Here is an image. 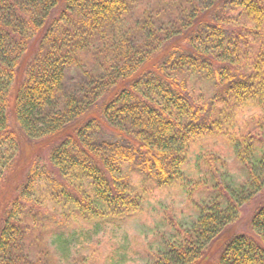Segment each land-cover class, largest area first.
Instances as JSON below:
<instances>
[{
    "label": "trees",
    "instance_id": "obj_1",
    "mask_svg": "<svg viewBox=\"0 0 264 264\" xmlns=\"http://www.w3.org/2000/svg\"><path fill=\"white\" fill-rule=\"evenodd\" d=\"M170 1L167 23L144 9L66 94L87 43L136 0H0V264H19L34 229L118 230L170 189L195 217L168 207L145 264H264V204L237 232L264 190V0ZM208 141L231 146L242 178Z\"/></svg>",
    "mask_w": 264,
    "mask_h": 264
},
{
    "label": "rangeland",
    "instance_id": "obj_2",
    "mask_svg": "<svg viewBox=\"0 0 264 264\" xmlns=\"http://www.w3.org/2000/svg\"><path fill=\"white\" fill-rule=\"evenodd\" d=\"M170 2V0H136L132 15L122 17L117 25L112 26L110 30L113 35V37L111 35L112 42L109 41L110 33L102 31L87 43L82 59L75 67L68 70L63 92L73 93L77 86L88 78L90 72L97 76L104 71L99 63L110 55V50L117 49L115 41L118 37H126L125 40L129 38L127 33L131 32L130 28L138 19L142 20L145 17L144 9L152 10L153 15L158 18L165 17L167 23L170 14L174 13L168 7ZM164 9L167 14L166 12L160 14L159 12ZM204 149L214 150L227 159L234 180L244 176L245 172L235 160L233 150L228 143L218 141L214 144L208 141ZM195 157L194 154L193 162L196 160ZM189 172L192 176L197 174L192 169ZM262 204H264V190L242 206L237 232L248 231L249 218ZM168 207L174 208L176 219L185 226H188L195 217V210L186 200L183 192L178 189L165 190L159 192L156 198L146 202L145 210L118 230L108 229L102 232L101 229L97 230L78 223L71 233H64L63 239H60L57 230L49 225L41 229L40 234L36 229L30 231L23 242L19 264H145L148 254L143 246L160 249L162 238L170 234L164 215Z\"/></svg>",
    "mask_w": 264,
    "mask_h": 264
}]
</instances>
